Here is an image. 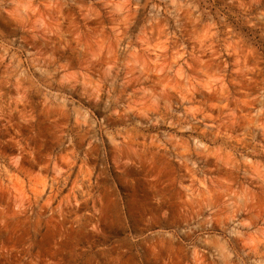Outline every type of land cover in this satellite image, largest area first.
<instances>
[{
	"label": "rangeland",
	"instance_id": "rangeland-1",
	"mask_svg": "<svg viewBox=\"0 0 264 264\" xmlns=\"http://www.w3.org/2000/svg\"><path fill=\"white\" fill-rule=\"evenodd\" d=\"M73 151L51 207L14 219L0 173V264H264V0H0V166L38 182Z\"/></svg>",
	"mask_w": 264,
	"mask_h": 264
},
{
	"label": "clouds",
	"instance_id": "clouds-1",
	"mask_svg": "<svg viewBox=\"0 0 264 264\" xmlns=\"http://www.w3.org/2000/svg\"><path fill=\"white\" fill-rule=\"evenodd\" d=\"M5 11H8L9 15H20L21 13H28L31 12L33 14H36L38 12V9L32 8L29 5H16L11 10L5 9ZM163 70V67L161 68ZM194 111V110H193ZM111 115L120 117L123 115V113L120 112L119 109H114ZM104 118L101 117L100 123L103 125ZM92 127H95V124L92 125ZM117 136L120 138L117 139ZM109 142L115 147L116 152L119 156L123 157L124 163H132L130 157L135 156L137 159L143 158L144 162L149 165L150 168H156L155 173L152 175L151 180L153 182L154 187L159 190L160 188H163L166 186V183L164 181V173L162 170L156 167L154 158L151 154L147 153L146 149L149 147V145H144V148H137V141L134 137L131 135H122L121 133H117L116 136L108 135ZM71 143V139L69 141ZM151 143H155V138H153ZM199 143V142H197ZM102 147V142H101ZM159 147H163L161 144ZM200 147H204V145H200ZM97 151V140L95 137L88 140L87 144L85 145V152H93ZM77 159V156L75 152H69L64 154L58 161H50L49 163H46L42 165V169H46L51 167L52 171L54 172V175L51 177H43L41 176L39 181H36L35 177H29L24 176L21 177V175L18 174V172H12L9 170L8 166H0V173H2L7 179L8 183L4 185L5 190H9L12 195V201L13 206L11 209V212L8 213V218H16L19 216H22L24 212L30 207V202L33 199V197L37 200H39L41 197L46 195L45 204L49 207H51L52 203L57 199L59 196V192L62 189V187L67 186V181L72 175V168L75 165V160ZM120 161H114L116 163L117 167L119 166ZM11 165L13 168L19 170L20 169V158L17 157L13 159L11 162ZM91 175V169L85 170L83 167L81 168L80 175L77 177L76 182L73 185L72 189V195L75 196L76 189H79L81 192L84 191L82 185L85 180H88ZM51 180V184L48 183V180ZM61 181H64V184L61 186ZM2 183V181H0ZM87 196V194H85ZM67 200V197H64L61 199L60 203L63 204L64 201ZM157 206L161 204V200L159 197L156 198L154 201ZM77 205L79 202H77ZM120 211L122 212V218L125 222H127L130 218L131 213L133 212V208L121 199L120 202ZM96 214L98 215L100 213V209H95ZM167 215V209H163L161 211V216ZM61 219H63V216H61ZM77 221L79 218H76ZM152 217L151 215H147L144 218L145 226H148V224L151 222ZM95 225L90 226V230H94ZM10 252H17L16 248H12L10 250H5ZM26 259V258H25ZM29 264H32V262H29Z\"/></svg>",
	"mask_w": 264,
	"mask_h": 264
},
{
	"label": "bare ground",
	"instance_id": "bare-ground-1",
	"mask_svg": "<svg viewBox=\"0 0 264 264\" xmlns=\"http://www.w3.org/2000/svg\"><path fill=\"white\" fill-rule=\"evenodd\" d=\"M42 85V84H41Z\"/></svg>",
	"mask_w": 264,
	"mask_h": 264
}]
</instances>
